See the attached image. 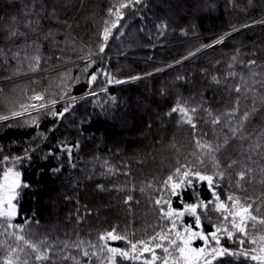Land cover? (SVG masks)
Here are the masks:
<instances>
[{"label": "trees", "instance_id": "1", "mask_svg": "<svg viewBox=\"0 0 264 264\" xmlns=\"http://www.w3.org/2000/svg\"><path fill=\"white\" fill-rule=\"evenodd\" d=\"M119 3L129 0H0V115L41 103L30 100L34 94L57 101L0 121V167L19 171L28 185L11 220L24 227L0 218V264L12 249L14 264H107L108 246L129 250L128 241L171 227L157 199L169 198L177 211L197 195L213 199L195 177L170 195L163 181L180 165L213 175L221 200L239 197L264 216V0H141L117 19L109 9ZM65 107L63 117L52 115ZM178 107L192 124L172 111ZM245 111L252 114L242 120ZM198 139L219 146L218 167ZM241 171L247 174L238 186ZM198 212L205 234L222 220L214 210ZM177 222L196 229L191 215ZM112 229L127 240H99ZM17 235L50 249L49 259L36 261ZM241 239L220 242L233 252L258 247ZM115 264L144 263L117 256ZM213 264L257 262L225 255Z\"/></svg>", "mask_w": 264, "mask_h": 264}, {"label": "snow or ice", "instance_id": "2", "mask_svg": "<svg viewBox=\"0 0 264 264\" xmlns=\"http://www.w3.org/2000/svg\"><path fill=\"white\" fill-rule=\"evenodd\" d=\"M141 0H129V3H119L118 7L109 9L110 15H115L117 19L122 16V9L129 7L133 3H140ZM107 23V22H106ZM116 23L113 22L111 28H115ZM111 28L105 27L103 32V39L107 42L109 34L111 32ZM17 33L13 32L11 35H16ZM220 41H217L219 43ZM211 45H209L210 47ZM100 51H104V45H101ZM35 60V64L39 65L40 57L36 56L33 58ZM254 64V61L250 62ZM90 67V64H89ZM35 71V66L32 69ZM87 67L84 69L87 72ZM96 79L95 75L90 77V81H94ZM215 79V78H214ZM116 83H121V81H115ZM237 92L241 91L240 87L236 88ZM45 96L43 94H34L30 97V100L40 101L39 104H29V105H21L22 111H12L11 115H0V121H7L10 119H16L17 117H21L24 113L29 112L30 110L42 109L47 106V104L54 105L57 103L56 100L47 101L45 103ZM70 107V106H69ZM69 107H65L61 112H52L53 116L63 117L66 112L69 111ZM173 112L180 111L184 113L187 117L186 122L192 124L191 116H188V111L185 108L178 107L173 108ZM195 112V109H192ZM237 109L233 108L231 111L226 113L227 116H234L236 114ZM253 112L255 109L252 110ZM252 113L245 111L242 114V120H247ZM219 118L213 119L212 123H219ZM32 124L36 123L35 119L31 120ZM11 126V125H9ZM195 128V125L193 124ZM238 129L233 128V134L237 132ZM197 147L199 149H206L207 154L212 156L213 163L218 167V164L215 160L214 153L219 150V146L214 148L207 141L197 140ZM227 143V141H225ZM259 146V145H258ZM14 161H19V157L11 158ZM4 160H9V157H4ZM204 161L200 160V164H203ZM235 163V161H233ZM251 169H248L247 172H250ZM264 171V169H262ZM245 171L239 172L237 175L239 179L237 180V185H240V182L245 179L247 174ZM216 176H223V172L215 173ZM21 173L19 171H14L9 168L4 173L5 183L0 185V217H5L9 220V227H20L23 228V225L14 226L11 225L10 221L12 217H14L16 213V204L13 201H16L19 196V189L26 188L28 185L21 181ZM189 177H195L198 181H206L209 188L212 189L213 199L207 202L199 199L197 195V202L193 204H185L183 211H177L172 208L171 200L169 198H161L157 199L155 203L157 205L163 206L167 205L165 210L164 207H161V219L169 220L171 222V227H169L166 231L157 232L154 236L150 237L147 241H128L130 244V250H120L115 248H108V252L110 255L108 256V261L110 264H115V258L117 256L123 257L125 259H133L139 260L144 252L151 253V260H145L144 264H154L155 261L160 260L161 264H169V257L172 260V264H213V261L217 260L219 257H223L225 255H243L248 259L256 261L257 264H264V216H257L254 214V211H259V209L254 210V206L252 203H247L243 201L241 198L229 195L227 197V203L221 200L219 194L215 191V180L213 175L202 174L199 168H193L191 164L187 167L185 165H180L175 169V171L167 177L166 180L163 181V186L167 189H170V195H177V190L187 185L188 187L193 186L192 179ZM133 198L131 195L127 197L125 203H128ZM214 206V207H213ZM198 209H201L204 213H207L210 209L214 210L221 214L222 220L214 225L215 230L210 233H203L202 231H193L190 225L183 226V231L177 229V221L180 220L183 216L191 215L195 218V224L197 228L201 226V213L198 212ZM226 222V223H225ZM230 225V227L228 226ZM252 230H257L253 232ZM237 234H240L244 237L241 239L239 243L244 245L245 243L251 245H258V247L252 248H243L240 251H230L227 248H224L221 245L222 236H226L229 240H233ZM17 240H23V242L30 247L34 252H36L35 260L42 261L48 260L49 255L48 250H41L40 247L36 244H32L27 240H24L23 236L17 235L15 237ZM196 239H200L204 241V246L200 248L192 247V242ZM99 240H127L126 235L118 234L116 229H112L106 233H103L99 236ZM165 242L166 245H165ZM155 245V248L151 247V245ZM67 246V245H65ZM138 246L139 249H138ZM162 249L164 256H157L155 249ZM17 249H12L9 253V257L4 260V264H14L13 259L11 258V254L16 252ZM19 251H23V249H19ZM103 251V248H101ZM175 253V254H174ZM95 255V253H92ZM84 255H89L88 252H85ZM23 264H29L28 260H24Z\"/></svg>", "mask_w": 264, "mask_h": 264}, {"label": "rangeland", "instance_id": "3", "mask_svg": "<svg viewBox=\"0 0 264 264\" xmlns=\"http://www.w3.org/2000/svg\"><path fill=\"white\" fill-rule=\"evenodd\" d=\"M262 24V23H261ZM254 25H258V24H254ZM34 104H39V103H34ZM39 109V108H38ZM38 109H35V110H30L29 112H32V111H36V110H38ZM29 112H27V113H29ZM25 114V113H24ZM6 171L4 170V169H2L1 167H0V185H3L4 183H5V179H4V173H5ZM20 190V189H19ZM18 190V191H19ZM13 203H15V201H13ZM1 219H4V220H6V222H8V224H9V220L7 219V218H5V217H0ZM12 219H13V217H12ZM11 219V220H12ZM179 221V220H178ZM10 223H11V221H10ZM179 222H177V229L178 230H180V231H183V227H179V224H178ZM12 225V224H11ZM193 231H202V229H201V226H200V228H197L196 227V229H193ZM117 240H105V241H103L104 243H114V242H116ZM166 243L167 242H165V245H166ZM204 246V241H202V240H200V239H196V240H194L193 242H192V247H194V248H200V247H203ZM110 246H108V248H109ZM139 247L140 246H138V249H139ZM151 247H153V248H155V245L153 244V245H151ZM110 248H115V247H110ZM116 249V248H115ZM121 250V249H120ZM130 250V249H129ZM155 251H156V254H157V256H164L165 254L163 253V251H162V249H158V248H156L155 249ZM175 254V253H174ZM109 255H110V253H109ZM120 257V256H119ZM121 258H123V257H121ZM123 259H125V258H123ZM108 260V259H107ZM125 260H130V261H136V262H142V263H144V261L145 260H151V253H149V252H144L143 253V255L141 256V258L139 259V260H133V259H125ZM107 264H110V262L109 261H107ZM154 264H161V261L160 260H157V261H155L154 262ZM169 264H172V260H171V258L169 257Z\"/></svg>", "mask_w": 264, "mask_h": 264}, {"label": "water", "instance_id": "4", "mask_svg": "<svg viewBox=\"0 0 264 264\" xmlns=\"http://www.w3.org/2000/svg\"><path fill=\"white\" fill-rule=\"evenodd\" d=\"M191 56H192V55H191ZM191 56H189V57H191ZM189 57H188V58H189ZM173 65H175V64H173ZM173 65H172V66H173Z\"/></svg>", "mask_w": 264, "mask_h": 264}]
</instances>
